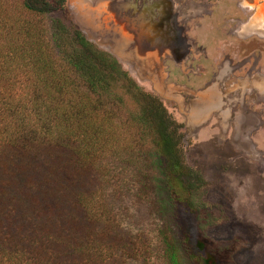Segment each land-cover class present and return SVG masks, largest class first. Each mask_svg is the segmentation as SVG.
I'll use <instances>...</instances> for the list:
<instances>
[{"label":"trees","instance_id":"1","mask_svg":"<svg viewBox=\"0 0 264 264\" xmlns=\"http://www.w3.org/2000/svg\"><path fill=\"white\" fill-rule=\"evenodd\" d=\"M67 9L0 0V264L136 261L149 242L126 223L124 200L158 214L164 259L187 264L175 223H190L194 240L193 196L206 182L187 164L184 125L55 16Z\"/></svg>","mask_w":264,"mask_h":264},{"label":"flooded vegetation","instance_id":"2","mask_svg":"<svg viewBox=\"0 0 264 264\" xmlns=\"http://www.w3.org/2000/svg\"><path fill=\"white\" fill-rule=\"evenodd\" d=\"M107 1L114 0H91L84 11ZM126 2L112 29L120 31V41L131 29L130 41H124L128 50L118 53L112 42L111 54L118 53L150 84L185 132L194 126L199 133L219 130L217 140L241 157L260 147L264 0H120L118 7ZM68 9L84 18L81 0H68Z\"/></svg>","mask_w":264,"mask_h":264},{"label":"rangeland","instance_id":"3","mask_svg":"<svg viewBox=\"0 0 264 264\" xmlns=\"http://www.w3.org/2000/svg\"><path fill=\"white\" fill-rule=\"evenodd\" d=\"M119 1L100 3L85 12L86 5L92 3L91 0H81L84 18L75 14L73 9L55 16L68 24L77 25L88 40L101 50L115 53L109 45L115 42L120 49L118 53H127V43L124 41H130L131 29H127L129 33L126 32L127 37L122 41L116 38L120 31L112 29V25L119 20L121 9L128 6L126 2L118 7ZM77 17L82 20L79 22ZM92 29L98 31L97 34ZM118 53L114 57L122 68L144 91L153 93L150 84L142 82L132 70L133 67ZM196 117L200 119L201 116ZM176 118L182 121L177 115ZM253 119L254 123L259 122L258 117L254 116ZM218 133L216 129H203L199 133L196 126L193 131H186L184 150L187 164L199 171L206 183L202 191L195 192L193 196L195 205L192 210L195 215L191 218V225L194 227V240L190 242L188 234L184 232L190 223L187 226L184 223L182 229V223L178 220L175 230L183 241L187 264H205L203 254L195 246L198 239L206 243L207 252L215 255L221 264H264V166L260 167L264 162V131L256 136L262 142L260 147H253L254 153L252 150L245 157L238 155L233 147L219 142L216 137ZM125 204L129 207L125 213L128 218L126 223L137 236L149 242L148 246L141 248L143 254L140 258L128 264H168L158 238L163 220L152 210H147L145 205L138 208L132 200H124L123 206ZM184 209H181L182 220L186 215Z\"/></svg>","mask_w":264,"mask_h":264}]
</instances>
